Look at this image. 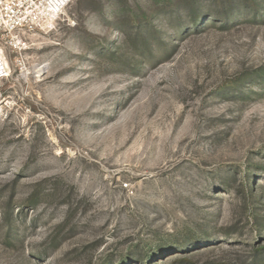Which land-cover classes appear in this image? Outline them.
Here are the masks:
<instances>
[{
	"label": "rangeland",
	"instance_id": "1",
	"mask_svg": "<svg viewBox=\"0 0 264 264\" xmlns=\"http://www.w3.org/2000/svg\"><path fill=\"white\" fill-rule=\"evenodd\" d=\"M190 2L218 4L73 0L0 34V264L118 262L184 232L207 241L157 264L264 247V91H220L264 66V4L197 31Z\"/></svg>",
	"mask_w": 264,
	"mask_h": 264
},
{
	"label": "trees",
	"instance_id": "2",
	"mask_svg": "<svg viewBox=\"0 0 264 264\" xmlns=\"http://www.w3.org/2000/svg\"><path fill=\"white\" fill-rule=\"evenodd\" d=\"M218 4L216 5V10L211 14L198 13L196 7L191 2L187 6V17L188 24L193 27L194 30L199 28L206 29L211 24L207 21H215L219 18L233 17H244L248 14L252 15V21L258 22L262 19V11L260 6L264 4V0H217ZM239 11V12H238ZM206 23L202 22L204 19ZM226 23V21L224 22ZM203 24V25H202ZM202 25V26H201ZM185 27V26H184ZM183 27V28H184ZM247 86V92H244L242 88L243 85ZM252 86L259 88L258 90L263 92L264 86V66L238 76L231 82L225 83L220 88L221 92H225L226 95H231L234 99H246L250 96V91ZM253 179L247 180V186L249 190L252 191L253 187L251 186ZM250 191V192H251ZM205 241L201 238V235H193L188 232L182 233V236H177L175 239H170L165 243L157 246L156 248L151 249L144 254L143 256L139 255H130L120 259L118 262H107L106 264H157V260L161 259L164 255L166 257L173 255H187L192 251L196 250L199 245L203 244ZM176 262V261H175ZM173 264H184L187 263L185 258L178 259L177 263ZM248 264H264V247H256L251 256L250 262Z\"/></svg>",
	"mask_w": 264,
	"mask_h": 264
},
{
	"label": "built area",
	"instance_id": "3",
	"mask_svg": "<svg viewBox=\"0 0 264 264\" xmlns=\"http://www.w3.org/2000/svg\"><path fill=\"white\" fill-rule=\"evenodd\" d=\"M73 0H0V34L19 37L36 29H48ZM21 41V39H19ZM0 81L8 77V65L0 50Z\"/></svg>",
	"mask_w": 264,
	"mask_h": 264
},
{
	"label": "bare ground",
	"instance_id": "4",
	"mask_svg": "<svg viewBox=\"0 0 264 264\" xmlns=\"http://www.w3.org/2000/svg\"><path fill=\"white\" fill-rule=\"evenodd\" d=\"M0 57H1V53H0ZM6 64H7V62H6Z\"/></svg>",
	"mask_w": 264,
	"mask_h": 264
}]
</instances>
